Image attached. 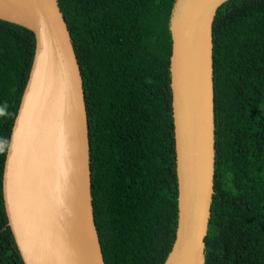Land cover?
Masks as SVG:
<instances>
[{
	"label": "trees",
	"instance_id": "obj_1",
	"mask_svg": "<svg viewBox=\"0 0 264 264\" xmlns=\"http://www.w3.org/2000/svg\"><path fill=\"white\" fill-rule=\"evenodd\" d=\"M174 1L57 0L82 78L105 264H164L174 242ZM211 30L214 173L204 264H264V0H227ZM34 45L30 30L0 20V264H24L2 173Z\"/></svg>",
	"mask_w": 264,
	"mask_h": 264
},
{
	"label": "water",
	"instance_id": "obj_2",
	"mask_svg": "<svg viewBox=\"0 0 264 264\" xmlns=\"http://www.w3.org/2000/svg\"><path fill=\"white\" fill-rule=\"evenodd\" d=\"M227 0H175L168 29L177 226L164 264H204L214 173L212 22ZM34 35L2 197L24 264H105L93 220L82 78L57 0H0Z\"/></svg>",
	"mask_w": 264,
	"mask_h": 264
}]
</instances>
